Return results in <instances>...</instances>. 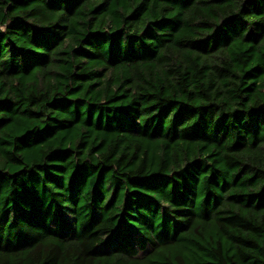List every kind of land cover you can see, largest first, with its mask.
I'll return each mask as SVG.
<instances>
[{
	"label": "trees",
	"instance_id": "obj_1",
	"mask_svg": "<svg viewBox=\"0 0 264 264\" xmlns=\"http://www.w3.org/2000/svg\"><path fill=\"white\" fill-rule=\"evenodd\" d=\"M0 264H264V0H0Z\"/></svg>",
	"mask_w": 264,
	"mask_h": 264
}]
</instances>
